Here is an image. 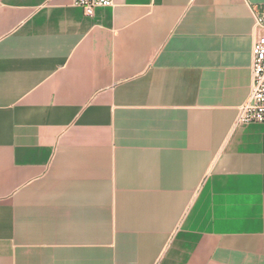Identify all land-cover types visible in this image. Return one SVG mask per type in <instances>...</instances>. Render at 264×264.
I'll return each instance as SVG.
<instances>
[{
    "label": "crops",
    "instance_id": "1",
    "mask_svg": "<svg viewBox=\"0 0 264 264\" xmlns=\"http://www.w3.org/2000/svg\"><path fill=\"white\" fill-rule=\"evenodd\" d=\"M263 6L0 0V264H264Z\"/></svg>",
    "mask_w": 264,
    "mask_h": 264
},
{
    "label": "built area",
    "instance_id": "2",
    "mask_svg": "<svg viewBox=\"0 0 264 264\" xmlns=\"http://www.w3.org/2000/svg\"><path fill=\"white\" fill-rule=\"evenodd\" d=\"M113 0H72L87 16L99 7H111ZM254 28L262 31L252 44L251 90L247 99L238 107L236 123H264V6L253 9Z\"/></svg>",
    "mask_w": 264,
    "mask_h": 264
}]
</instances>
